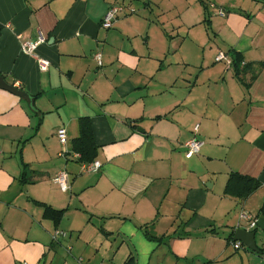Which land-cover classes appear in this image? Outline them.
I'll use <instances>...</instances> for the list:
<instances>
[{"label":"crops","instance_id":"0c3cea01","mask_svg":"<svg viewBox=\"0 0 264 264\" xmlns=\"http://www.w3.org/2000/svg\"><path fill=\"white\" fill-rule=\"evenodd\" d=\"M120 1L0 0V75L37 110L0 87V264H264V230L240 217L264 215V0H145L153 25L102 28ZM84 120L96 172L74 156ZM238 228L257 251L232 246Z\"/></svg>","mask_w":264,"mask_h":264},{"label":"built area","instance_id":"2783aa9c","mask_svg":"<svg viewBox=\"0 0 264 264\" xmlns=\"http://www.w3.org/2000/svg\"><path fill=\"white\" fill-rule=\"evenodd\" d=\"M209 7L211 8H216V12L222 16L225 15V11L222 8H218L215 4L211 3L209 4ZM126 9L125 7L120 4V3H115V4H110L108 9L106 10V12L104 13L102 19H101V27L105 28V29H109L113 26V24L115 23L116 19L118 18V14L119 13H125ZM129 12H134V9H129ZM45 39L42 35H39L38 38L35 41H24L21 43V50L25 53L28 54H32L34 53V50L36 48V46L43 42ZM93 58L96 61L98 66H101L102 62H101V53L99 51L95 52L93 54ZM36 60L38 63V68L40 71H45L48 69L49 65H50V61L42 58V57H38L36 56ZM216 61H223L225 62V64L230 67L232 65V59L224 52L219 51L218 54L215 57ZM244 63L241 62V65H243ZM198 131V125H195L193 132L196 134ZM57 135L59 138V141L62 145H64V143L66 142V134H65V130L64 128H59L57 130ZM203 144V141H201L200 139H198L196 136H193L192 138H190L188 141H186L184 143V147H185V157L186 158H190L192 157L194 154L198 153L201 146ZM65 152L64 149H62L60 151V154H63ZM74 156L76 158H79L80 155L79 153H74ZM101 163L99 161L93 160L91 162H81V171L83 173H90V172H96L98 170H100L101 168ZM54 183H56L59 188L62 191H66L70 188L69 185V181H68V177H67V173L62 170L59 171L55 177L53 178ZM241 219H244L247 221V224L250 228H255L256 227V217L251 216L250 214L246 213V212H242L240 214ZM67 235V232L65 231H60V230H55L52 234H51V239L53 242L58 243V241L65 237ZM232 246L235 249H239L241 248L242 244L240 241H234L231 242ZM70 247H67V251L70 252ZM82 259L79 258L78 261L80 262ZM21 264H25V262H22Z\"/></svg>","mask_w":264,"mask_h":264},{"label":"rangeland","instance_id":"374dc122","mask_svg":"<svg viewBox=\"0 0 264 264\" xmlns=\"http://www.w3.org/2000/svg\"><path fill=\"white\" fill-rule=\"evenodd\" d=\"M144 1L145 0H121L120 1L121 4L126 9L125 13H123V14H127V15H125L124 18H127V17H133V18H135V17H137V19H138V21L140 23L141 22H143V23H149V21L154 20V21L151 22V24L153 25L156 22L157 10H156V8H151L148 5H144ZM122 2H124V3H122ZM125 3H127L128 5H126ZM129 9H134V12H129ZM117 19H116V21H117ZM140 25H142V24H139V26ZM143 26H144V24H143ZM147 27L148 26L145 25V27L143 28V31H139V33H137V35L135 36V37H137V38H135L136 40L142 41L143 43H145V40L147 39ZM156 33H157V36L154 37L153 34L151 33L149 35V37L152 40H154V41H160V36H159V34H158L157 31H156ZM95 52H97V51H95ZM92 57H93V54H92ZM96 65H97V63H96ZM60 171H62V170H60ZM159 257H160V261H161L163 259V256L159 254ZM160 261H158L157 256H154V258H153V264H160ZM165 264H168V262H165Z\"/></svg>","mask_w":264,"mask_h":264},{"label":"water","instance_id":"95a60500","mask_svg":"<svg viewBox=\"0 0 264 264\" xmlns=\"http://www.w3.org/2000/svg\"><path fill=\"white\" fill-rule=\"evenodd\" d=\"M0 87L3 89H6L12 93H15L16 95H19L20 97L25 99L28 102L30 109L37 112V110L34 107V98L31 97L26 91L20 90L15 86L9 85L1 75H0ZM38 114H40V113H38ZM256 225H257L258 229L264 230V215H259L257 217ZM256 231H257V229H253L251 231H248L246 229L238 228L234 232L233 240L234 241L238 240V241L244 243L249 249H251L253 251H257L256 245H255Z\"/></svg>","mask_w":264,"mask_h":264},{"label":"trees","instance_id":"16d2710c","mask_svg":"<svg viewBox=\"0 0 264 264\" xmlns=\"http://www.w3.org/2000/svg\"><path fill=\"white\" fill-rule=\"evenodd\" d=\"M2 25L0 24V31ZM80 134L73 141L74 151L80 154V162H91L94 159L96 146L93 141L91 127L88 122L82 121ZM230 181L228 182V185ZM262 214H264V207H262Z\"/></svg>","mask_w":264,"mask_h":264}]
</instances>
